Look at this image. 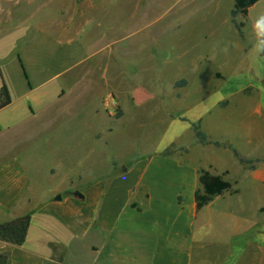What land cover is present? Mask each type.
Returning a JSON list of instances; mask_svg holds the SVG:
<instances>
[{
    "label": "rangeland",
    "instance_id": "rangeland-1",
    "mask_svg": "<svg viewBox=\"0 0 264 264\" xmlns=\"http://www.w3.org/2000/svg\"><path fill=\"white\" fill-rule=\"evenodd\" d=\"M233 6L234 0H0V90L4 82L12 98L0 110V130L40 125L56 114L54 129H38L31 139L42 144L25 154L33 180V199L22 205L31 218L25 248L35 251L39 239L60 230L43 232L33 217L46 193L79 191L85 177L108 176L112 162L116 174L126 175L131 163L159 154L187 164L179 169L222 175L240 190L214 197L200 226L251 227L255 207L264 204V52H257L264 36L254 28L264 0L237 18L243 36L231 22ZM93 78L97 85L84 98H59L63 90L82 92ZM199 121L219 147L196 139ZM235 149L251 164L240 163ZM48 159L75 162L83 180L62 173L40 180L35 167ZM233 246L204 252L220 264Z\"/></svg>",
    "mask_w": 264,
    "mask_h": 264
},
{
    "label": "crops",
    "instance_id": "crops-1",
    "mask_svg": "<svg viewBox=\"0 0 264 264\" xmlns=\"http://www.w3.org/2000/svg\"><path fill=\"white\" fill-rule=\"evenodd\" d=\"M93 79L82 92L63 90L59 98H84L97 85ZM31 113L36 115L33 109ZM55 116L52 113L40 125L27 123L0 130V134L9 131L0 141V223L27 215L22 205L33 199L28 192L33 180L25 154L28 148L42 144L31 139L38 129H54L50 124ZM73 155L67 154L68 159ZM69 164L48 159L34 171L40 180L55 179L62 173L68 180L82 181L75 162ZM180 164L185 162L159 154L131 163L123 170L127 174L120 176L112 162L108 176L85 177L86 186L79 191L46 193L38 200L33 217L43 232L53 226L60 230L54 237L39 239L35 251L25 248L26 241L21 246L0 241V253L8 254V264H211L205 250L234 242L237 246L225 249L227 256L220 264H264V204L255 207L251 227L243 232L200 226L206 206L199 211L195 207L194 194L202 188L199 169L182 170ZM89 181L93 184L87 186ZM185 198L190 204L187 210Z\"/></svg>",
    "mask_w": 264,
    "mask_h": 264
},
{
    "label": "trees",
    "instance_id": "trees-1",
    "mask_svg": "<svg viewBox=\"0 0 264 264\" xmlns=\"http://www.w3.org/2000/svg\"><path fill=\"white\" fill-rule=\"evenodd\" d=\"M260 0H234V6L231 10V22L234 27L237 29L240 36H243L242 28L244 27L243 22H237V18L242 16L247 18L249 15L250 8L258 3ZM186 80L175 84V86H180V84H185ZM12 101L9 89L7 85L2 82L1 90H0V110L9 105ZM201 126V121L193 124V132L196 139L205 145H214L216 147L220 146L219 141H212L208 138V135L205 131H203ZM234 156L239 160L240 163H250L251 160H248L241 156L237 149L233 150ZM252 170L255 169L254 165H250ZM199 182L202 188L196 191L194 194L195 198V207L196 210L199 211L204 206H207L215 196H219L224 194V192H234L237 193L238 189H233V185L228 179L223 178L222 175L212 174L207 169H199L198 172ZM179 202H181V198L179 197ZM31 223L30 216L24 215L20 217H16L12 220H8L0 223V241H6L9 244L15 246H21L26 240L27 232L29 230ZM9 257L7 253H0V264H8Z\"/></svg>",
    "mask_w": 264,
    "mask_h": 264
},
{
    "label": "clouds",
    "instance_id": "clouds-1",
    "mask_svg": "<svg viewBox=\"0 0 264 264\" xmlns=\"http://www.w3.org/2000/svg\"><path fill=\"white\" fill-rule=\"evenodd\" d=\"M254 28L257 30V36H264V14H261L255 21ZM227 51V49H225ZM257 52H264V49H258Z\"/></svg>",
    "mask_w": 264,
    "mask_h": 264
},
{
    "label": "built area",
    "instance_id": "built-area-1",
    "mask_svg": "<svg viewBox=\"0 0 264 264\" xmlns=\"http://www.w3.org/2000/svg\"><path fill=\"white\" fill-rule=\"evenodd\" d=\"M112 100L114 101V98L112 97Z\"/></svg>",
    "mask_w": 264,
    "mask_h": 264
},
{
    "label": "bare ground",
    "instance_id": "bare-ground-1",
    "mask_svg": "<svg viewBox=\"0 0 264 264\" xmlns=\"http://www.w3.org/2000/svg\"><path fill=\"white\" fill-rule=\"evenodd\" d=\"M142 7V6H141ZM139 21V20H138Z\"/></svg>",
    "mask_w": 264,
    "mask_h": 264
},
{
    "label": "water",
    "instance_id": "water-1",
    "mask_svg": "<svg viewBox=\"0 0 264 264\" xmlns=\"http://www.w3.org/2000/svg\"><path fill=\"white\" fill-rule=\"evenodd\" d=\"M79 195V194H78ZM60 198V197H59Z\"/></svg>",
    "mask_w": 264,
    "mask_h": 264
}]
</instances>
